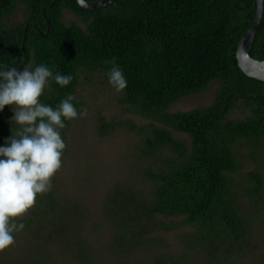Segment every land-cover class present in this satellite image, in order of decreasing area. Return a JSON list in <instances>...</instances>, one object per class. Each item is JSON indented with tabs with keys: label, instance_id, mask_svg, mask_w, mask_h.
Instances as JSON below:
<instances>
[{
	"label": "trees",
	"instance_id": "obj_1",
	"mask_svg": "<svg viewBox=\"0 0 264 264\" xmlns=\"http://www.w3.org/2000/svg\"><path fill=\"white\" fill-rule=\"evenodd\" d=\"M20 5L23 19L9 20ZM65 11L80 21L66 23ZM253 11L254 0H117L94 9L82 8L77 0H0V69L45 64L73 77L64 87L51 80L42 103L55 109L71 94L82 110L85 102L77 95L81 74L90 70L107 76L111 65L105 61L115 57L127 81L120 103L149 119L143 126L101 113L96 117L103 133L122 127L141 135L137 148L153 161L139 172L144 186L122 183L110 193L113 246L124 254L156 239L151 233L173 226L157 220L158 215L184 216L203 249L237 252L247 245L254 223L243 207L242 192L253 201L264 197V82L240 69L236 51ZM252 55L264 59V15ZM214 81L220 86L211 104L170 111ZM235 108L249 113L230 119ZM12 117V106L0 111V146L20 127ZM70 123L65 121L61 130L65 143ZM175 132L188 134L190 142ZM246 146L248 157L259 162L244 174L241 150ZM236 175H241L239 181ZM84 214L81 203L61 197L52 179L51 191L38 195L19 221L25 236L41 243L28 248L41 250L48 240L64 244L73 255L83 251ZM0 264L24 263L10 256ZM139 264L173 263L157 254Z\"/></svg>",
	"mask_w": 264,
	"mask_h": 264
},
{
	"label": "rangeland",
	"instance_id": "obj_2",
	"mask_svg": "<svg viewBox=\"0 0 264 264\" xmlns=\"http://www.w3.org/2000/svg\"><path fill=\"white\" fill-rule=\"evenodd\" d=\"M23 13L24 6L20 5L9 16V20L20 21ZM63 19L66 23L80 21L71 11H65ZM219 86L218 81L212 82L206 91L186 96L174 103L170 111H186L211 104ZM120 93L109 84L104 73L89 70L81 74L77 95L85 102L82 110H87V116L71 121L66 135L67 153L62 157L61 169L53 177V183L60 190L62 198L69 197L85 207L80 235L84 241L83 251L73 255L64 249V244L47 240L41 250L31 252L27 244L39 247L41 243L38 239L25 236L27 233L22 230L17 233L14 245L7 248L8 252H0V259L6 260L11 256L24 264H124L126 261L139 264L150 262L158 254L173 264H264V197L253 201L244 191L241 195L243 207L254 225L247 245L237 252L224 253L221 249L216 253L209 247L203 249L200 246L201 238L193 236L194 227L183 223L184 216L181 215H158L157 220L173 226L162 227L151 233L149 236L156 239L147 240L126 254L114 248L115 224L110 221L108 214L110 193L122 183L127 185L137 182V187L144 186L139 172L153 162L137 148L141 135L122 127L109 133L99 129L96 120L99 113L109 119H130L139 125H148L149 119L128 111L126 105L120 103ZM248 113L249 110L244 108H235L229 118L245 117ZM174 134L190 142L188 134ZM248 151L247 146L241 150L244 174L259 162L251 160ZM260 165L264 170V164L260 162ZM234 177L239 181L241 175Z\"/></svg>",
	"mask_w": 264,
	"mask_h": 264
},
{
	"label": "clouds",
	"instance_id": "obj_3",
	"mask_svg": "<svg viewBox=\"0 0 264 264\" xmlns=\"http://www.w3.org/2000/svg\"><path fill=\"white\" fill-rule=\"evenodd\" d=\"M105 63L111 65L109 84L122 92L127 81L116 58ZM72 79L45 64L0 69V111L14 106L11 120L20 126L6 146H0V252L14 245V234L25 228L19 221L35 206L37 196L52 189L66 149L61 135L65 121L87 116L86 109L76 108L74 95H67L55 109L40 100L51 80L64 87Z\"/></svg>",
	"mask_w": 264,
	"mask_h": 264
},
{
	"label": "water",
	"instance_id": "obj_4",
	"mask_svg": "<svg viewBox=\"0 0 264 264\" xmlns=\"http://www.w3.org/2000/svg\"><path fill=\"white\" fill-rule=\"evenodd\" d=\"M116 1L117 0H98L90 2L88 0H82V2H78L77 0L79 5L84 9H94ZM45 10L46 9H44V12ZM263 15L264 0H254L253 18L238 42L236 58L240 69L247 76L264 82V59H259L252 55L253 43L261 25Z\"/></svg>",
	"mask_w": 264,
	"mask_h": 264
}]
</instances>
